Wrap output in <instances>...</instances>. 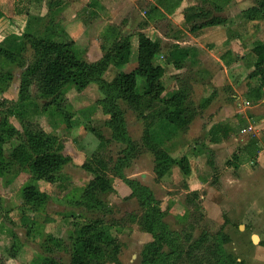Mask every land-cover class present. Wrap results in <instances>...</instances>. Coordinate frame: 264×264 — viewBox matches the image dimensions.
Masks as SVG:
<instances>
[{"label": "rangeland", "instance_id": "rangeland-1", "mask_svg": "<svg viewBox=\"0 0 264 264\" xmlns=\"http://www.w3.org/2000/svg\"><path fill=\"white\" fill-rule=\"evenodd\" d=\"M115 1V5L106 8L105 16L91 23L90 29L75 42L79 54L90 62L101 58L112 45V41L107 43L103 39L102 24L105 20L118 23L119 36L130 39V58L122 67L107 68L103 77L110 81L119 70L128 72L136 66L138 32L145 31L154 38L160 32L169 39L155 58V63L164 68L162 82L166 89L162 97L168 99L183 90L187 96L183 104L193 110L190 123L154 149L144 140V128L165 109L163 103L148 97H143L138 106L119 101L135 143L132 159L123 168L124 178L140 182L153 193L164 224L178 239V264L194 262L197 254H202L198 264H207L205 256L211 255L218 234L227 238L223 243L227 254L250 264L252 257L264 250V175L253 173L264 166V91L261 99L253 101L249 99L253 96L250 92L257 83L248 82L247 86L246 82L252 70V48L264 44V19L247 20L242 11L262 0H232L221 12L214 11L210 0H186L228 19L224 27L237 53L227 48L228 40L221 48L209 43L222 38L220 34L204 38L203 42L212 44L209 52L205 48L197 50L198 42L192 36L200 32L190 31L192 24L181 18L183 11L175 10L164 20L147 22L145 12L157 0ZM32 2L16 0L14 15L0 20V124L8 122L21 132V137L27 126L34 125L53 135L55 146L71 159L61 168L55 183L37 182L47 197L42 202L27 204L22 189L34 179L27 169L8 162V153L20 139L2 134L7 140L0 142V262L44 264L46 259H53L68 264L69 245L78 226L99 219L119 245L117 262L107 264H144L143 253L153 237L139 224L142 208L138 199L131 195L124 178L115 173L114 166L123 156L125 146L112 139L105 125L107 116L98 103L102 97L98 86L92 83L79 90L68 83L56 95L43 96L36 82H31L28 93L19 95L25 70L34 58L29 36L56 38L52 28L61 27L66 19L70 21L79 9L78 0H54V4L46 3L40 11ZM29 9L38 10L39 14H29ZM173 39L185 42L178 47L188 52L179 69L167 60L169 50L175 47ZM227 52L228 64L224 66L220 58ZM230 80L241 82L237 91ZM143 84L144 80L139 78L138 93H142ZM223 123L232 127L227 137L214 128ZM252 139L260 141L256 160L244 152ZM156 150L175 160L187 156L190 175L185 176L177 165L160 174ZM84 163L94 171L83 169ZM97 172L112 179L114 187V191L98 197L99 204L97 197L82 198ZM254 201L259 204L251 206ZM201 239L200 250L189 260V245Z\"/></svg>", "mask_w": 264, "mask_h": 264}, {"label": "trees", "instance_id": "trees-1", "mask_svg": "<svg viewBox=\"0 0 264 264\" xmlns=\"http://www.w3.org/2000/svg\"><path fill=\"white\" fill-rule=\"evenodd\" d=\"M231 0H210L213 9L221 12ZM182 0H157L146 12L147 22H158L171 15L180 6ZM247 20L264 19V0L258 5L251 6L242 11ZM183 18L186 23H191L192 33L200 32L202 29L211 26H220L227 23L224 16L213 14L210 10H203L198 6H189L183 11ZM6 19V15L0 10V20ZM48 38L30 37L29 43L34 51V58L24 73V79L20 85L19 95L28 93L31 82H36L39 92L43 96L56 95L63 86L73 84L77 89L82 90L89 84H96L102 95L98 101L103 113L107 116L105 125L111 132V137L118 143L125 146L123 156L120 157L114 170L117 176L124 178L123 168L132 159L135 143L128 133L124 112L119 106V101H124L131 106L140 105L143 97L150 101H161L165 109L150 119L144 128V140L154 149L166 144L175 135L178 128L187 126L192 117L193 110L184 106L186 93L179 91L168 99H163L165 85L162 82L164 68L155 63L156 56L162 50L161 39H151L144 32L137 34V64L130 71H118L112 80H106L103 75L111 66L122 67L127 64L130 58L131 43L129 37L119 36L117 25L105 27L103 39L112 45L103 52L101 58L96 61H87L76 49L75 41L61 28H52V36ZM255 61L249 65L252 70L248 73L247 79L258 84L251 90L253 99L259 100L264 91V44L259 43L252 48ZM187 50L180 49L177 45L169 50L167 60L172 63L175 69L182 66L183 60L187 57ZM226 56V55H225ZM224 55L222 59L227 62ZM144 80L142 93L137 92L138 79ZM1 123V122H0ZM215 129L223 131L227 137L232 127L223 123L216 125ZM2 134L9 139L17 137L19 142L8 153V162L17 163L20 167L27 169L34 181L22 189V197L27 204L42 202L47 195L44 194L38 185V181L44 180L48 183H55L61 168L70 161V157L64 155L60 148L55 146L53 135L46 133L34 125L27 126L24 137L21 132L13 128L5 121L0 124V142ZM101 138L100 134H97ZM260 141L252 139L244 147V152L253 160L256 159ZM205 151L210 152L208 147ZM156 168L160 174L177 165L181 172L188 176L191 169L187 156L178 160L173 159L164 151L156 150ZM82 168L86 171H94L91 166L84 163ZM87 184L82 193V198L95 200L100 203L98 197L114 191L113 181L105 174L97 172ZM124 182L131 189V195L138 199L142 208V215L139 219L141 228L149 232L153 241L147 246L143 253L144 264H178L181 256L178 248V239L168 231L163 222V213L159 209L158 202L149 188L138 181L124 178ZM88 204V203H87ZM1 209V204H0ZM203 238H207L204 236ZM227 238L218 234L215 246L211 255L205 256L207 264H244L227 254L223 243ZM200 241H193L188 247L189 260L200 250ZM227 241V240H226ZM165 248H168L165 251ZM70 258L68 264H107L117 262L119 251L118 241L113 239L105 230L103 221L99 219L89 220L79 225L71 238L69 245ZM194 262L202 254H197ZM211 256L212 259H209ZM0 264H2L0 262ZM44 264H62L53 259H46Z\"/></svg>", "mask_w": 264, "mask_h": 264}, {"label": "crops", "instance_id": "crops-1", "mask_svg": "<svg viewBox=\"0 0 264 264\" xmlns=\"http://www.w3.org/2000/svg\"><path fill=\"white\" fill-rule=\"evenodd\" d=\"M231 1L229 2L228 5H230ZM46 3H47L48 6L49 5L51 6L52 4H54V0H51V1L50 0H33V2H32V4L34 6H36V9H39V11H40L41 8H43L45 6ZM78 3H79L78 11L76 13H74L72 18H69L70 21H68L66 19V20H64L62 22V25H61L62 29L65 30L67 32V34L75 42L80 39L81 35L84 34V31L86 29H90V27H91L90 24L91 23L93 24V22H95L96 19H99V17L101 19V18H103L105 16V14L107 13V9L106 8L109 7V4H111V6L115 5L116 1L115 0H78ZM16 6H17L16 0H0V10L7 17H9L11 15H14ZM189 6H196V4H193V2H190L188 4L186 2V0H182L180 6L176 9V11L177 12L178 11H184ZM37 11L34 12V11H31L29 9V14H39V13H36ZM181 18L184 20L183 15L181 16ZM251 21H254V20H251ZM114 24L118 25V23H113L111 21L109 23H106V20H105V22L102 24L103 26L101 27V30H103L108 25H114ZM225 25L226 24L220 25V26L207 27V28L202 29L200 31V34H198L197 36H192L193 40H196V42H198L197 45L195 46L197 48V50H201V48H205L209 52L210 51L209 48L212 47L210 45H212V44L208 45V43H206L207 41L203 42V41H205L204 38L211 39V36L215 37L218 34L223 35L222 38L218 39L217 42H216V40H214V41H210L209 43H211V42H214V44L216 43V47H218V48L225 47V42L228 40V31H227V27H224ZM141 32H144L149 38H151L153 40H155L156 38L161 39L162 40V44H164L165 41L169 40L168 38L164 37L163 34H161L160 32H157L158 34L156 36H158V37H156V38H154L152 36H149L145 31H141ZM173 44L177 45V46L179 45L181 47V46H184L186 43L185 42H181L180 40H177V39H173ZM233 44H235L233 42V40H228L227 48L231 52H236L237 53V49L233 48ZM229 54L230 53H228V52L223 54L224 56L226 55L225 57L227 59V62H225L222 59L223 55L221 56L220 59H221L223 65H224V63L228 64V58H229L228 56H229ZM255 59H256L255 55L253 54V57H251V61L254 62ZM96 60H97V58H96ZM160 65L163 66V64H160ZM240 81H242V79H240ZM240 81L237 80L236 83H235L234 81L232 82L230 80L229 83H230L231 87L235 91H237L238 85L241 84ZM248 82L249 81L246 82L247 86H248ZM250 83H252V82H250ZM252 84H256V83L254 82ZM257 86H258V84H257ZM250 96H251V92H250ZM233 97H236V96L233 95ZM249 99H251L253 101H257L255 99H253L252 97H249ZM244 102H246V100ZM229 126H231V125H229ZM257 157H258V154H257ZM257 157H256V159H257ZM253 173L264 175V166L256 168V170L253 171ZM262 182H263L262 183L263 184L262 193H263L264 192L263 191L264 190V180H262ZM240 185H241V188H243L242 184H240ZM261 199H262V201L264 203V194L261 196ZM258 204L256 203V201H254V203H252L251 206H255V205H258ZM258 210L259 209L257 208V211ZM250 264H264V250H260L258 253H256L252 257Z\"/></svg>", "mask_w": 264, "mask_h": 264}]
</instances>
